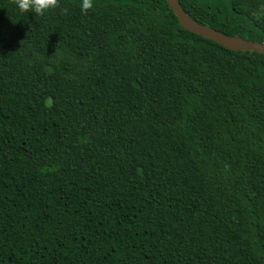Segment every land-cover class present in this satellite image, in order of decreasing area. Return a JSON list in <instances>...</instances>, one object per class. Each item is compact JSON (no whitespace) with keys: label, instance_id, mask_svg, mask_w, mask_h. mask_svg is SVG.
I'll list each match as a JSON object with an SVG mask.
<instances>
[{"label":"trees","instance_id":"obj_1","mask_svg":"<svg viewBox=\"0 0 264 264\" xmlns=\"http://www.w3.org/2000/svg\"><path fill=\"white\" fill-rule=\"evenodd\" d=\"M179 2L264 44V0ZM60 4L0 0V264H264V55Z\"/></svg>","mask_w":264,"mask_h":264},{"label":"water","instance_id":"obj_2","mask_svg":"<svg viewBox=\"0 0 264 264\" xmlns=\"http://www.w3.org/2000/svg\"><path fill=\"white\" fill-rule=\"evenodd\" d=\"M177 17L181 27L192 33L198 34L232 51H253L264 55V44L248 41L240 37L228 36L211 27L200 24L190 17L181 7L179 0H166Z\"/></svg>","mask_w":264,"mask_h":264},{"label":"clouds","instance_id":"obj_3","mask_svg":"<svg viewBox=\"0 0 264 264\" xmlns=\"http://www.w3.org/2000/svg\"><path fill=\"white\" fill-rule=\"evenodd\" d=\"M12 3L20 13H33L36 16H44L61 7L60 0H12ZM80 8L82 13L87 15L94 8V0H81ZM45 103L47 107H51L53 101L48 98Z\"/></svg>","mask_w":264,"mask_h":264}]
</instances>
